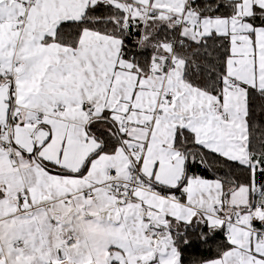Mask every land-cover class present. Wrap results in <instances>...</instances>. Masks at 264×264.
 Instances as JSON below:
<instances>
[{"label":"snow or ice","instance_id":"obj_1","mask_svg":"<svg viewBox=\"0 0 264 264\" xmlns=\"http://www.w3.org/2000/svg\"><path fill=\"white\" fill-rule=\"evenodd\" d=\"M0 264H264V0H0Z\"/></svg>","mask_w":264,"mask_h":264}]
</instances>
